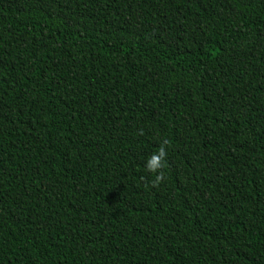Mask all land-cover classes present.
Instances as JSON below:
<instances>
[{
  "label": "trees",
  "instance_id": "obj_1",
  "mask_svg": "<svg viewBox=\"0 0 264 264\" xmlns=\"http://www.w3.org/2000/svg\"><path fill=\"white\" fill-rule=\"evenodd\" d=\"M0 264H264V0H0Z\"/></svg>",
  "mask_w": 264,
  "mask_h": 264
},
{
  "label": "clouds",
  "instance_id": "obj_2",
  "mask_svg": "<svg viewBox=\"0 0 264 264\" xmlns=\"http://www.w3.org/2000/svg\"><path fill=\"white\" fill-rule=\"evenodd\" d=\"M166 156V151L162 147L158 155H154L151 160L149 161L150 170L153 172H156L159 170L160 167H162V164L160 163L161 159Z\"/></svg>",
  "mask_w": 264,
  "mask_h": 264
}]
</instances>
